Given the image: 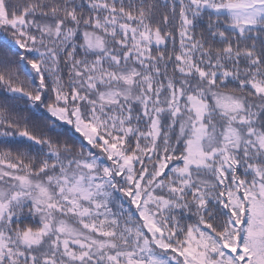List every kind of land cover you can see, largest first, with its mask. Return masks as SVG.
Segmentation results:
<instances>
[{"label": "snow or ice", "instance_id": "1", "mask_svg": "<svg viewBox=\"0 0 264 264\" xmlns=\"http://www.w3.org/2000/svg\"><path fill=\"white\" fill-rule=\"evenodd\" d=\"M0 264H264V0H0Z\"/></svg>", "mask_w": 264, "mask_h": 264}]
</instances>
